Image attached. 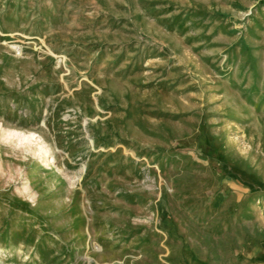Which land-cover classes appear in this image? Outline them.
<instances>
[{
  "label": "rangeland",
  "instance_id": "374dc122",
  "mask_svg": "<svg viewBox=\"0 0 264 264\" xmlns=\"http://www.w3.org/2000/svg\"><path fill=\"white\" fill-rule=\"evenodd\" d=\"M227 179L263 199L264 0H0V264H169Z\"/></svg>",
  "mask_w": 264,
  "mask_h": 264
},
{
  "label": "crops",
  "instance_id": "0c3cea01",
  "mask_svg": "<svg viewBox=\"0 0 264 264\" xmlns=\"http://www.w3.org/2000/svg\"><path fill=\"white\" fill-rule=\"evenodd\" d=\"M237 180L218 183L216 194L198 218L197 228L184 227L167 238L169 264H264V192L251 199ZM179 223V222H178Z\"/></svg>",
  "mask_w": 264,
  "mask_h": 264
},
{
  "label": "bare ground",
  "instance_id": "6f19581e",
  "mask_svg": "<svg viewBox=\"0 0 264 264\" xmlns=\"http://www.w3.org/2000/svg\"><path fill=\"white\" fill-rule=\"evenodd\" d=\"M9 133L10 134H17L19 136V139H22V140H27L28 139L29 141H31L33 137H34L33 140H36L35 139L36 137L34 136V133H31L29 137H28V134L22 133L21 131L19 132L18 130H14V131L10 130ZM38 145H39L40 151L42 152V156H44V158L47 159V155H48L47 149L43 145H41L40 143Z\"/></svg>",
  "mask_w": 264,
  "mask_h": 264
}]
</instances>
